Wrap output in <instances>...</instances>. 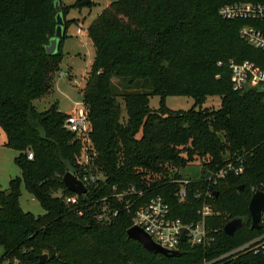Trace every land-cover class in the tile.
Listing matches in <instances>:
<instances>
[{
  "label": "trees",
  "instance_id": "trees-1",
  "mask_svg": "<svg viewBox=\"0 0 264 264\" xmlns=\"http://www.w3.org/2000/svg\"><path fill=\"white\" fill-rule=\"evenodd\" d=\"M241 1L264 3L111 0L94 19L88 35L95 58L82 100L97 152L93 169L105 181L69 203L65 198L74 193L63 181L64 161L80 170L75 157L81 142L65 128L68 113L58 101L39 110L34 100L48 94L60 70L71 7L90 8L98 0H76L66 7L59 0L65 34L53 54L46 46L56 32V0H0V126L5 145L18 151L14 160L21 170L8 190L0 185L2 262L201 264L261 232L264 225L251 228L249 204L253 188L264 190V85L234 90L228 64L250 60L264 68V50L241 38L244 20L225 19L218 12L225 3ZM155 95L158 108L150 105ZM169 95L192 96L195 102L189 109H171L165 102ZM209 96L220 97L219 108L204 106ZM237 157L244 160L241 174L210 178L228 161L239 164ZM196 160L202 169L181 201L178 179ZM23 185L44 214L22 208ZM132 185L142 195L116 197ZM208 190L218 192L208 198L214 208L207 218L215 237L210 245L186 242L179 254L164 255L128 237L133 216L128 201L135 209L160 195L172 216L188 223L199 219ZM105 207L118 212L101 219ZM234 218L244 224L230 235L224 226ZM262 259L246 254L230 264H261Z\"/></svg>",
  "mask_w": 264,
  "mask_h": 264
},
{
  "label": "built area",
  "instance_id": "built-area-1",
  "mask_svg": "<svg viewBox=\"0 0 264 264\" xmlns=\"http://www.w3.org/2000/svg\"><path fill=\"white\" fill-rule=\"evenodd\" d=\"M218 12L225 19L244 20V24L239 29L241 38L251 46L264 50V3L253 1L230 2L220 6ZM83 32V27L80 25L77 28V33L83 34ZM219 64H222V62ZM228 65L232 75L234 90L242 91L247 87L264 85V68L255 62L250 60L242 62L231 60ZM68 74L66 71L61 70L59 77L65 78ZM76 105H80V107L75 106L72 108V111L68 113L65 119L64 125L81 142L80 153L75 157L76 163L80 168V170L77 168V177L89 191L90 186L105 181V176L95 172L93 169V161L97 152L91 136L92 127L88 111L83 100L81 103L76 102ZM28 157L33 158V153L29 152ZM236 161L240 163L236 164L233 160L228 161L224 167L214 172V175L210 178H214V181H217V178L224 177L230 172L235 175L241 174L244 171V160L241 157H237ZM190 181L191 178L188 177L178 179L181 184L177 193L179 200L185 201L187 199V185ZM114 189H117L116 186ZM257 190L263 189L253 188V193ZM133 193L142 195V190H138L135 185H132L122 192H116L115 195L119 200H122L126 195ZM58 194L62 195V191H59ZM213 194L209 190L205 193L204 204L198 210L199 219L188 223L179 217L172 216L170 204L160 195L152 197L148 203L135 209L132 208V203L128 201L126 208L133 212L131 227L138 226L142 228L157 244L170 251L180 250V245L186 242L191 246L210 245L215 240V237L208 227L207 218L214 213V208L209 203L208 198L212 197ZM79 196L74 193V195L66 196L65 199L66 202L76 203ZM106 209L105 207L102 213L98 214L99 218H111L118 212L111 208L107 212ZM260 224L261 227L264 225V211L262 212ZM183 233H185L184 241L181 240ZM246 254L262 257L261 264H264V228L249 240L228 249L214 258L205 260L201 264H230L231 261ZM14 263L21 264L17 259L13 261L9 259L4 262L0 259V264Z\"/></svg>",
  "mask_w": 264,
  "mask_h": 264
},
{
  "label": "rangeland",
  "instance_id": "rangeland-1",
  "mask_svg": "<svg viewBox=\"0 0 264 264\" xmlns=\"http://www.w3.org/2000/svg\"><path fill=\"white\" fill-rule=\"evenodd\" d=\"M62 2L63 6L66 7L68 4H74L76 0H62ZM110 2L111 0H98V3L90 8L82 7L79 9L71 7L67 16L70 20L67 36L62 43L60 70L54 72L53 85L48 94L34 100V104L39 110L47 109L54 101H58L60 108L65 111H70L75 106L80 107V105H76V102H82L86 78L95 58V47L89 38L88 27ZM80 25L83 27V34L77 33V28ZM61 70L69 73L68 76L60 79L59 72ZM165 102L171 109H189L193 106L195 99L186 95H169ZM150 105L153 108H158L160 106V97L157 95L152 96ZM220 105L221 99L219 96H209L204 103V106L211 108H219ZM0 132H2L1 128ZM16 154L17 150L13 148H9L6 153L0 151V184L6 190L9 187V178L7 176L11 173V168L19 170L14 160ZM201 169L200 161L196 160L186 166L181 172L184 177L197 178ZM20 202L25 211H31L36 215L45 213L39 201L32 197L24 185L22 186Z\"/></svg>",
  "mask_w": 264,
  "mask_h": 264
},
{
  "label": "water",
  "instance_id": "water-1",
  "mask_svg": "<svg viewBox=\"0 0 264 264\" xmlns=\"http://www.w3.org/2000/svg\"><path fill=\"white\" fill-rule=\"evenodd\" d=\"M57 13V27L55 35L50 39V43L46 46L47 52L49 54H53L57 52L59 49V44L61 41V38L65 34V28H64V18L62 15V12L60 11L61 5L59 0H56L55 2ZM66 172L63 177V181L66 185V187L72 191L73 193H76L78 195H82L88 192V188L83 184V182L77 177V167L70 161L65 160L64 161ZM241 188H244L242 185ZM215 194L218 192L215 191ZM249 211L251 215V228L252 229H259L261 227L260 221L262 212L264 211V191L263 190H257L252 194L250 204H249ZM244 224V220L242 218H234L227 222L224 226V231L230 235H233L235 231L241 227ZM127 234L129 238H133L135 240H138L142 243L144 248H146L149 251L159 252L164 255H176L180 253V250H167L157 244L142 228L138 226H132L127 230ZM181 240H185V233L181 235ZM47 254L41 255L40 261L43 262L47 258Z\"/></svg>",
  "mask_w": 264,
  "mask_h": 264
},
{
  "label": "crops",
  "instance_id": "crops-1",
  "mask_svg": "<svg viewBox=\"0 0 264 264\" xmlns=\"http://www.w3.org/2000/svg\"><path fill=\"white\" fill-rule=\"evenodd\" d=\"M60 78V77H59ZM61 79V78H60ZM60 107V106H59ZM61 109V108H60ZM61 110H63V109H61ZM63 111H65V110H63ZM72 111V109L70 110V111H68V110H66L65 112L66 113H70ZM0 128H1V126H0ZM1 130H2V132H0V151L1 152H4V153H6V151H8V149L10 148V147H7L6 145H5V142H6V140H7V135H6V133L4 132V130L1 128ZM17 153H18V151H17ZM2 155H3V153H2ZM17 155V154H16ZM15 155V156H16ZM14 159H15V157H14ZM19 168V167H18ZM11 173H9L8 174V180H9V182H10V180H11V178H13V177H15V176H17V175H20L21 174V170H20V168H19V170H13L12 168H11V171H10ZM1 185V184H0Z\"/></svg>",
  "mask_w": 264,
  "mask_h": 264
}]
</instances>
